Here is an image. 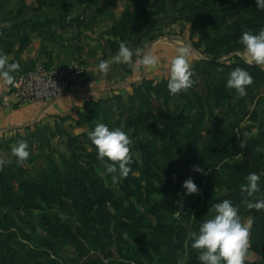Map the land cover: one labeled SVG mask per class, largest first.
<instances>
[{
	"label": "rangeland",
	"instance_id": "rangeland-1",
	"mask_svg": "<svg viewBox=\"0 0 264 264\" xmlns=\"http://www.w3.org/2000/svg\"><path fill=\"white\" fill-rule=\"evenodd\" d=\"M48 4L99 10L86 26L109 35L111 52H118L117 42L141 33L143 49L161 37L189 46L197 83L173 95L170 77L141 81L72 113L0 135L6 160L0 169V264H201L190 234L223 199L239 205L250 225L245 264H264V208L244 203L264 198V67L249 62L239 39L245 30L264 27L258 17L264 9L241 10L233 18V0ZM25 6L26 0H0V21ZM236 67L254 76L247 95L227 87ZM99 122L123 127L130 136L127 177L113 181L98 159L88 133ZM21 139L30 148L23 164L12 152ZM83 170L100 179L99 190ZM253 171L262 175L249 197L241 185ZM189 177L199 192L187 193Z\"/></svg>",
	"mask_w": 264,
	"mask_h": 264
},
{
	"label": "crops",
	"instance_id": "crops-1",
	"mask_svg": "<svg viewBox=\"0 0 264 264\" xmlns=\"http://www.w3.org/2000/svg\"><path fill=\"white\" fill-rule=\"evenodd\" d=\"M48 3L49 0H26L27 6L18 16L9 14L7 21H0L3 39L0 49L7 53L6 46L13 48L9 51V60L21 64L15 76L36 63L49 66L78 63L85 69L83 79L50 101L21 103L11 84L0 78V135L72 113L106 93L131 87L145 79L160 81L170 77L171 59L181 46L178 42L161 37L143 49L142 33L133 35L127 42L128 46L139 49L133 63L113 62L111 70L105 74L98 67L100 60L111 58L117 52L110 51V37L103 35V29L86 26L90 17L100 14L99 10L79 8V4L51 8ZM17 35L21 38L17 39ZM117 44L119 49L120 42ZM149 47L159 55L160 63L156 68L145 69L138 57Z\"/></svg>",
	"mask_w": 264,
	"mask_h": 264
},
{
	"label": "clouds",
	"instance_id": "clouds-1",
	"mask_svg": "<svg viewBox=\"0 0 264 264\" xmlns=\"http://www.w3.org/2000/svg\"><path fill=\"white\" fill-rule=\"evenodd\" d=\"M257 8L264 9V0H257ZM239 39L249 62L264 67V27L258 31L245 30ZM138 53L139 49H134L125 41H121L118 52L111 58L101 59L98 67L106 74L111 70L113 62L133 63V58ZM138 59L145 69L156 68L160 63L159 55L150 47ZM20 68L19 61H10L7 53L0 52V78L6 83L15 82V72ZM196 83L190 47L179 46L176 55L171 59L170 79L167 86L171 94L176 95L182 91H188ZM253 83L254 76L246 68L236 67L229 73L227 87L234 88L241 96H244L247 95L248 87ZM88 135L96 146L97 157L105 165L106 172L113 174L112 180L127 177L132 171L133 155L132 141L124 128L110 127L105 122H99ZM12 152L23 164L30 156L28 141L21 139L15 142ZM5 163L4 157L0 156V169ZM194 170L205 172L200 165H195ZM261 175L260 172H250L247 176L248 183L241 185L249 197L259 190ZM183 187L188 194L199 192L197 183L191 177L184 181ZM244 203L248 208H264V198H246ZM212 209L214 214L202 221L198 232L190 234L192 248L199 250L198 260L201 264H245L250 243V225L242 219L240 206L233 204L230 199H223L214 203ZM179 264H184V261L181 260Z\"/></svg>",
	"mask_w": 264,
	"mask_h": 264
},
{
	"label": "built area",
	"instance_id": "built-area-1",
	"mask_svg": "<svg viewBox=\"0 0 264 264\" xmlns=\"http://www.w3.org/2000/svg\"><path fill=\"white\" fill-rule=\"evenodd\" d=\"M84 73V67L78 63H36L16 74L11 87L21 103H44L66 93L83 79Z\"/></svg>",
	"mask_w": 264,
	"mask_h": 264
},
{
	"label": "trees",
	"instance_id": "trees-1",
	"mask_svg": "<svg viewBox=\"0 0 264 264\" xmlns=\"http://www.w3.org/2000/svg\"><path fill=\"white\" fill-rule=\"evenodd\" d=\"M233 8H238L236 11H233V18H234V16L241 14V10H244L247 12L251 9L253 10L254 8H257V0H233ZM21 11H23V9ZM21 11H20V13H21ZM258 17H260L261 19H264V10H260ZM3 32H6V30H3ZM238 35H239V31L233 32V36L237 37ZM2 41H3V39H2V37H0V44ZM6 49L8 50L7 52L10 51V49H8L7 46H6ZM0 52L4 53L5 51L0 49ZM149 81L150 80H147V79L143 80V82H149ZM167 148L168 147H166V149H165L166 153H168L169 150H171L170 147L168 149ZM82 172L85 175H87L86 178L88 179L90 184H92V187H93L92 189H94L95 191H96V189L99 190L97 184L100 183V181H99L100 179L96 180L95 178L91 177L89 175V171H87V170H83ZM84 185H85V183H84Z\"/></svg>",
	"mask_w": 264,
	"mask_h": 264
}]
</instances>
